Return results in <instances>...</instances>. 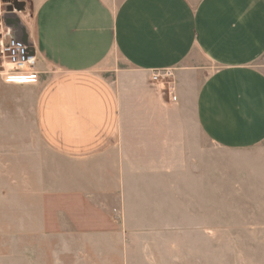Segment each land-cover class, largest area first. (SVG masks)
Instances as JSON below:
<instances>
[{
    "label": "crops",
    "instance_id": "0c3cea01",
    "mask_svg": "<svg viewBox=\"0 0 264 264\" xmlns=\"http://www.w3.org/2000/svg\"><path fill=\"white\" fill-rule=\"evenodd\" d=\"M33 1L34 123L49 149L78 162L65 180L93 178L95 186L82 185L89 196L116 199L119 232H159V264L209 262L192 234L184 249L187 231L206 232L213 247L216 231L239 247H264V207L223 212L216 224L213 206L199 223L197 205L167 202L184 193L197 198L204 182L214 199V162L200 164L187 141L193 122L212 145L248 154L235 164L240 181L252 174L262 188L264 0ZM113 55L126 67L114 66ZM164 69L172 70L175 100L151 81L153 70ZM0 82L4 89L28 86ZM41 180L48 184L51 176ZM42 190L51 193L48 185ZM148 237L142 241L151 247ZM240 262L264 258L241 255Z\"/></svg>",
    "mask_w": 264,
    "mask_h": 264
},
{
    "label": "rangeland",
    "instance_id": "374dc122",
    "mask_svg": "<svg viewBox=\"0 0 264 264\" xmlns=\"http://www.w3.org/2000/svg\"><path fill=\"white\" fill-rule=\"evenodd\" d=\"M5 9L14 12L16 28L20 29L17 16L31 18L35 6L33 0H9ZM112 61L119 69L126 67L119 55H113ZM34 84L4 89L0 82V264H159V232H119L124 218L116 199L89 196L83 186H95L93 178L85 179L83 184L65 180L69 164L78 162L49 149L37 133L33 116L37 91ZM190 132L187 141L200 164H205L207 159L214 162V199L207 197L204 182L197 183V198L191 199L184 193L179 200L173 195L167 199L168 204L197 205L199 223H206L207 216L202 212L213 206L216 224L224 221L223 212L264 207V181L262 186L259 183L261 190H256L255 177L249 174L246 181H240V168L235 165L248 154L228 152L212 145L194 122ZM46 174L51 176L48 184L41 180V175ZM46 185L51 191L48 196L42 190ZM223 233L215 232L213 247L204 237L206 232H183L184 249L189 243L186 240H190L186 234H192L193 245L199 246L200 255H210L209 262L183 264H255L241 263L240 256L264 258V247H239L233 241H224ZM150 235L154 243L148 247L142 239ZM124 236L128 237L126 244ZM150 251L153 256H148Z\"/></svg>",
    "mask_w": 264,
    "mask_h": 264
},
{
    "label": "built area",
    "instance_id": "2783aa9c",
    "mask_svg": "<svg viewBox=\"0 0 264 264\" xmlns=\"http://www.w3.org/2000/svg\"><path fill=\"white\" fill-rule=\"evenodd\" d=\"M9 1V0H8ZM6 1V2H8ZM6 2L0 0V78L5 84H34L38 79L36 69L37 51L31 39V18L17 16L23 30L22 35L15 29L14 12L5 9ZM172 70H153L151 81L158 82L168 96L175 100Z\"/></svg>",
    "mask_w": 264,
    "mask_h": 264
},
{
    "label": "bare ground",
    "instance_id": "6f19581e",
    "mask_svg": "<svg viewBox=\"0 0 264 264\" xmlns=\"http://www.w3.org/2000/svg\"><path fill=\"white\" fill-rule=\"evenodd\" d=\"M6 1H8V0H1L2 3L6 2Z\"/></svg>",
    "mask_w": 264,
    "mask_h": 264
}]
</instances>
